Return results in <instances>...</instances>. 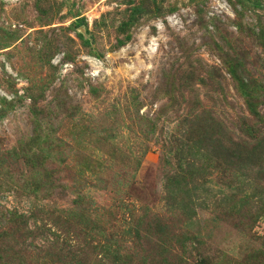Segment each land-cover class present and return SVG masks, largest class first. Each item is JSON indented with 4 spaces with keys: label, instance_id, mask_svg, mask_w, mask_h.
Wrapping results in <instances>:
<instances>
[{
    "label": "rangeland",
    "instance_id": "obj_1",
    "mask_svg": "<svg viewBox=\"0 0 264 264\" xmlns=\"http://www.w3.org/2000/svg\"><path fill=\"white\" fill-rule=\"evenodd\" d=\"M0 264H264V0H0Z\"/></svg>",
    "mask_w": 264,
    "mask_h": 264
},
{
    "label": "trees",
    "instance_id": "obj_2",
    "mask_svg": "<svg viewBox=\"0 0 264 264\" xmlns=\"http://www.w3.org/2000/svg\"><path fill=\"white\" fill-rule=\"evenodd\" d=\"M254 100H255V97L249 95L247 104L249 107V111L255 115L256 114V107H255Z\"/></svg>",
    "mask_w": 264,
    "mask_h": 264
}]
</instances>
